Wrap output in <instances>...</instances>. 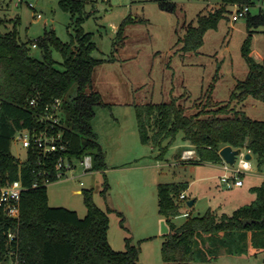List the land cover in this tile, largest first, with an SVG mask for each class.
I'll return each mask as SVG.
<instances>
[{
	"label": "trees",
	"instance_id": "16d2710c",
	"mask_svg": "<svg viewBox=\"0 0 264 264\" xmlns=\"http://www.w3.org/2000/svg\"><path fill=\"white\" fill-rule=\"evenodd\" d=\"M59 1L77 15L76 41H64L54 29L45 30L36 39H24L17 26L19 19L11 29L0 31V175L4 180L20 178L25 186L18 218L8 217L0 210V264H139L140 247L129 238L124 250L111 245L108 212L114 208L105 210L98 206L92 189L82 191L87 206L84 216L75 209L50 204L48 184L44 183L47 175L42 170L51 168L49 177L54 179L58 154L43 164L34 149L29 150L24 161L11 151L14 134L25 127H40L38 115L45 104L61 98L62 122L57 127L63 130L67 152L77 158L92 154L93 170L107 166L105 151L92 125L96 106L105 105L100 91L94 87L95 69L105 59L93 55L96 43L91 32L82 26L86 0ZM235 3L253 6L256 0H221L218 7L200 12L197 23H186L184 34L178 38L182 50L197 52L207 30L217 28ZM160 4L172 11L177 5L167 0ZM246 17L248 34L241 49L249 71L245 79L238 81L231 99L213 101L211 85L192 106L179 96L161 102L135 103L143 143L159 146L163 152L182 131L183 138L197 153L189 162L221 163L220 149L230 144L246 148L256 155L259 165L264 163V119L252 118L237 106L248 96L264 101V58L257 60L251 48L253 32L260 26L264 30V10H250ZM135 20L131 15L122 20L119 40H124L126 26ZM33 43L40 49V56L32 53ZM54 49L62 54L60 62L53 56ZM33 97L39 101L37 106L30 105ZM232 97L237 103H233ZM194 106L196 110L191 111ZM34 182L38 185L33 186ZM187 187V181L177 180L161 181L157 186L158 209L170 225L162 241L164 264H214L221 246L230 254L264 252V182L252 187L257 193L254 200L232 213L219 214L208 208L203 214L188 212L186 219L176 224L173 217L186 204L180 193ZM105 190L106 187L104 193ZM244 218L252 221L244 224ZM9 230L15 237H8Z\"/></svg>",
	"mask_w": 264,
	"mask_h": 264
},
{
	"label": "rangeland",
	"instance_id": "374dc122",
	"mask_svg": "<svg viewBox=\"0 0 264 264\" xmlns=\"http://www.w3.org/2000/svg\"><path fill=\"white\" fill-rule=\"evenodd\" d=\"M161 1L86 0L82 26L91 32L96 43L93 55L105 59L94 73V87L105 105L96 106L92 125L105 151L107 166L84 172L83 165L75 160L76 168L67 172L68 178L48 184L50 204L75 209L80 216L87 212L83 189L93 190V199L101 208L113 207L108 212L109 241L115 249L124 250L129 238L140 247L139 264H164L162 241L170 225L158 209L159 181L190 183L187 195L188 199L195 198V203L182 207L181 213L173 217L176 224H181L188 212L203 214L208 208L219 214L232 213L254 200L257 193L252 187L264 182V163L259 165L254 154L249 159L252 169L240 174L244 185L228 186L221 176L233 174L223 164L189 162L182 156L181 161L178 159L182 147H186L182 131L163 152L159 146L141 141L135 103L161 102L179 96L192 106L211 85L212 100L227 101L249 71L241 49L248 34L247 17L234 20L228 12L217 28L207 30L197 52H184L182 42L177 41L184 34L186 23L196 24L200 12L218 7L221 0H167L176 2L174 11L163 8ZM261 7L264 10V1L256 0L252 13ZM129 15L136 20L126 26L124 40H119L118 27ZM76 17L59 0H0V31L11 29L19 19L17 26L24 39H36L45 30L54 29L64 41H76ZM31 47L32 53L40 56V49L32 44ZM251 48L255 58L262 61L263 26L253 32ZM53 56L62 60L57 49ZM232 100L237 103L236 98ZM237 106L252 118L264 119L263 100L248 96ZM195 110L196 106L191 108ZM11 151L17 157L25 156L14 139ZM76 188L81 191L75 192ZM218 250L214 264H264V252L230 254L225 246Z\"/></svg>",
	"mask_w": 264,
	"mask_h": 264
},
{
	"label": "built area",
	"instance_id": "2783aa9c",
	"mask_svg": "<svg viewBox=\"0 0 264 264\" xmlns=\"http://www.w3.org/2000/svg\"><path fill=\"white\" fill-rule=\"evenodd\" d=\"M30 6L33 5L30 4ZM232 8L231 17L232 19L237 20L241 17H246L252 8V5L249 3H235L232 5ZM35 15L41 17V13ZM32 46L37 47V44L33 43ZM38 102L39 101L36 97L30 99V105L32 106H37ZM38 121L41 124L40 127H25L18 130L14 134L13 139L18 141L24 149L25 156L19 157L21 161L27 159L30 149L36 151L39 163L43 164H47L48 161L52 160L54 154H58L54 164L55 178L51 179L49 177L52 173V169L45 167V169L42 170V173L47 175L44 183L49 184L53 181L68 178L67 172L76 168L75 160H78L83 165L84 172L93 170L92 154L85 153L81 158H77L67 152V140L64 138L62 128L57 127L62 122L61 98H56L55 100L46 103L43 112L38 115ZM245 149L241 148V152L236 156L234 163H229L223 159L222 164L224 165V168L231 171L233 174L231 176L225 173L221 176L222 181L226 182L228 186H231L232 184L242 185L243 180L240 177L241 172L252 169L251 162L245 155L247 152ZM181 156L188 161L195 159L197 157L196 149L193 146L187 147L182 151ZM236 163L237 166H234ZM37 185V182L33 183V186ZM24 190L25 186L20 178L4 180L0 175V210L5 215L11 218H18L20 216V204ZM180 198L184 199L187 204L188 198L185 191L180 193ZM8 237H15V233L12 230H9Z\"/></svg>",
	"mask_w": 264,
	"mask_h": 264
},
{
	"label": "water",
	"instance_id": "95a60500",
	"mask_svg": "<svg viewBox=\"0 0 264 264\" xmlns=\"http://www.w3.org/2000/svg\"><path fill=\"white\" fill-rule=\"evenodd\" d=\"M241 152V148H235L233 147L232 145L228 144V145H225L223 146L221 149H220V155L223 157V159H225L227 162L229 163H234L235 162V159H236V156ZM246 157L248 159H250L252 157V153L250 151H247L245 153ZM194 198L192 199H188L187 200V205L191 206L193 205L194 203ZM252 219L251 218H244L243 219V222L244 224H247L248 222H251Z\"/></svg>",
	"mask_w": 264,
	"mask_h": 264
},
{
	"label": "crops",
	"instance_id": "0c3cea01",
	"mask_svg": "<svg viewBox=\"0 0 264 264\" xmlns=\"http://www.w3.org/2000/svg\"><path fill=\"white\" fill-rule=\"evenodd\" d=\"M185 145H186V147L185 148H187V147H190L191 146V144L188 142V141H185ZM183 148L184 147H182V149H181V152L179 153L180 155H179V160L181 161V155H182V150H183ZM184 148V149H185ZM178 156V155H177ZM202 163H214V162H209V161H204V162H202ZM218 164H222V162L221 163H218ZM177 181H187L188 182V187L190 186V183H189V181L188 180H177ZM160 182V181H159ZM158 182V183H159ZM235 185V184H234ZM244 185V182H243V184L242 185H237V186H243ZM187 187V188H188ZM187 188H186V190H184L185 191V193L187 194ZM81 191V188H76L75 189V192H80ZM187 197H188V195H187ZM195 199V198H194ZM196 200V199H195ZM195 200H194V203H195ZM194 203H193V205H194ZM193 205H191V206H193ZM189 206V205H188ZM190 206V207H191ZM187 211H188V208L186 209ZM190 210V209H189ZM188 214V213H187Z\"/></svg>",
	"mask_w": 264,
	"mask_h": 264
}]
</instances>
